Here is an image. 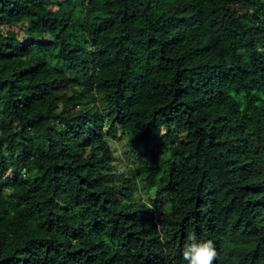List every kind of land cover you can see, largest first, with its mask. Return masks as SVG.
<instances>
[{"label":"trees","instance_id":"obj_1","mask_svg":"<svg viewBox=\"0 0 264 264\" xmlns=\"http://www.w3.org/2000/svg\"><path fill=\"white\" fill-rule=\"evenodd\" d=\"M84 1L0 0V264H264V0Z\"/></svg>","mask_w":264,"mask_h":264},{"label":"clouds","instance_id":"obj_2","mask_svg":"<svg viewBox=\"0 0 264 264\" xmlns=\"http://www.w3.org/2000/svg\"><path fill=\"white\" fill-rule=\"evenodd\" d=\"M121 136L122 133L119 132L118 137ZM143 191L144 190H142L140 186L138 192L140 196L142 194V197H144L143 194H145ZM188 240L191 242L185 244L183 249V259L188 261V264H214L218 257V253L212 240L197 243L194 234H190Z\"/></svg>","mask_w":264,"mask_h":264},{"label":"rangeland","instance_id":"obj_3","mask_svg":"<svg viewBox=\"0 0 264 264\" xmlns=\"http://www.w3.org/2000/svg\"><path fill=\"white\" fill-rule=\"evenodd\" d=\"M84 0H77L78 3V12H77V19L80 21L82 19V14L80 13L83 9L84 6ZM23 34V33H22ZM108 130V129H106ZM121 135V134H120ZM158 137H160L159 135H157ZM156 136V137H157ZM157 138L153 141V143L149 146V149L152 150L153 152H157L158 156L162 155L164 157H167L169 154L168 148L164 147V146H160L157 144ZM115 154L117 156V170L120 172L125 173L128 177L132 175V172L134 173L133 170H130L129 167H133L134 165L132 164V161L138 163L139 158L137 157H133V156H128V154H126L127 150L124 148V146H122V144L115 140L112 139L111 141ZM144 193V191H143Z\"/></svg>","mask_w":264,"mask_h":264}]
</instances>
